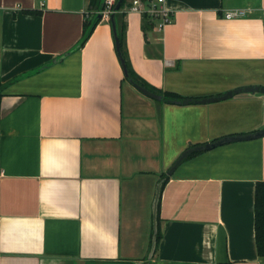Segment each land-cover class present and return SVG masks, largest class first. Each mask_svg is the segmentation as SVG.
Returning <instances> with one entry per match:
<instances>
[{"label":"crops","instance_id":"1","mask_svg":"<svg viewBox=\"0 0 264 264\" xmlns=\"http://www.w3.org/2000/svg\"><path fill=\"white\" fill-rule=\"evenodd\" d=\"M131 0H128V2ZM163 30L126 6V79L112 22L77 48L89 0H0V264H264L255 231L264 135V0H166ZM250 7L248 15L224 11Z\"/></svg>","mask_w":264,"mask_h":264},{"label":"water","instance_id":"2","mask_svg":"<svg viewBox=\"0 0 264 264\" xmlns=\"http://www.w3.org/2000/svg\"><path fill=\"white\" fill-rule=\"evenodd\" d=\"M123 0H116L115 5H114V11L111 13L109 19L112 22V27H113V32H114V37H115V45H116V50L117 53L120 57V62L122 64V68L124 71V75L125 77H127L128 81L130 83H132L137 89H139L140 91H142L143 93L158 99V100H165L166 97H164V95L162 93H158L156 91H153L149 88H147L146 86L140 84L139 82L135 81L132 77H130L129 74V69L126 63V59L123 57L122 55V50H121V43H120V38L117 35V31H116V23L114 20V13L117 9H119V7L121 6ZM100 17H102V13L99 14ZM239 91H250V92H263L264 93V86L263 85H248V86H244V87H239L236 89H231L228 90L227 92L215 96V97H209V98H205V99H200L201 101H214V100H219V99H223L229 96H232L234 93L239 92ZM166 100H170L172 102H189L191 101V99L189 98H184V99H166ZM264 135V127L253 131V132H249V133H245V134H240V135H231V136H225L219 139H216L214 141L211 142H207L204 143L202 145L196 146V147H189L187 149H185L184 151L181 152V154L174 160V162L170 165V167L167 169V171L165 172L166 175L164 177H162L160 179V181L158 182V185L156 187V192H155V197L153 200V204H152V214H153V229H152V237H151V243H150V249H149V253H148V258H150L156 248V244H157V232H158V203H159V198H160V194H161V189H162V184L164 182V180L166 179V177H168L173 171L174 169L177 167L178 164H180L182 162V160L184 158H186L193 150L195 149H210L213 148L215 146L221 145L225 142L228 141H236V140H245V139H251V138H257V137H261Z\"/></svg>","mask_w":264,"mask_h":264},{"label":"trees","instance_id":"3","mask_svg":"<svg viewBox=\"0 0 264 264\" xmlns=\"http://www.w3.org/2000/svg\"><path fill=\"white\" fill-rule=\"evenodd\" d=\"M131 1L123 0L119 9H117L114 13V20L116 23V31L117 35L120 38L121 43V50L122 55L126 59V63L129 69L130 77H132L135 81L139 82L140 84L146 86L147 88L159 92L160 90L153 87L152 85L148 84L132 67L131 63L129 62L126 51L124 48V39H125V23L123 21L125 12V7L129 6ZM104 0H89V9L91 10L92 14L88 16L84 22L83 27V34L80 40L77 43V48H80L88 39L90 34L92 33L93 29L95 28L96 24L101 20L102 17L99 14L102 13L104 9ZM143 16L153 23L150 16L147 13H143ZM114 34V32H113ZM115 39V37H114ZM119 56V55H118ZM120 59V57H119ZM127 79V77H126ZM7 83H3L0 81V102L3 96L4 89ZM166 97L176 98V95H172L169 93H165ZM166 173L162 176L164 177ZM168 177H166L167 179ZM165 179V180H166ZM164 180V181H165ZM164 183V182H163ZM255 231H256V242H257V249L260 255L264 256V180L258 181L256 184V197H255ZM160 236V230L158 229L157 232V241Z\"/></svg>","mask_w":264,"mask_h":264},{"label":"built area","instance_id":"4","mask_svg":"<svg viewBox=\"0 0 264 264\" xmlns=\"http://www.w3.org/2000/svg\"><path fill=\"white\" fill-rule=\"evenodd\" d=\"M116 0H104V9L102 15L110 17L114 11V5ZM131 11H137L140 13H147L151 20L155 23L158 30H163L166 25L173 21L172 10L167 5L166 0H131L128 7ZM250 7H235L226 9L224 11V17L233 18L248 15L251 12Z\"/></svg>","mask_w":264,"mask_h":264}]
</instances>
